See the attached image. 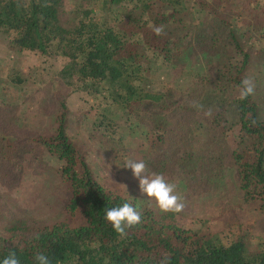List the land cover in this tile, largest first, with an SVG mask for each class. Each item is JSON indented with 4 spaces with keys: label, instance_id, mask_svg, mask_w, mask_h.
I'll use <instances>...</instances> for the list:
<instances>
[{
    "label": "trees",
    "instance_id": "16d2710c",
    "mask_svg": "<svg viewBox=\"0 0 264 264\" xmlns=\"http://www.w3.org/2000/svg\"><path fill=\"white\" fill-rule=\"evenodd\" d=\"M194 8L203 15L197 23ZM253 12L258 14L246 26L264 41V0H0V42L9 51L37 56L35 72L55 105L52 128L35 134L22 129L11 101L1 102L0 208L13 202L18 189L20 178L8 166L15 160L28 158L34 171L55 160L63 186L62 211L54 222L0 220V258L11 251L20 264H34L41 252L51 264H264V245L252 249L245 234L228 238L184 229L178 212L162 213L140 195L106 187L87 162V151L67 134V97L84 92L100 98L105 106L82 123L92 143L118 151L121 144L107 128L112 113H121L135 135L154 138V156L145 150L142 157L148 171L189 192L206 188L232 159L241 199L235 209L258 204L264 219V122L253 94L240 96L254 51L251 36H237L230 22L231 15ZM153 26H162V33L156 35ZM186 36L192 60L213 59L198 87L183 92L173 82L154 86L159 71L182 60ZM228 45L239 63L218 71L217 56ZM9 81L21 86L16 77L1 83ZM229 87L239 93L232 102L226 99ZM235 126L241 136L232 150L226 135ZM123 203L136 207L141 221L121 236L104 212Z\"/></svg>",
    "mask_w": 264,
    "mask_h": 264
},
{
    "label": "rangeland",
    "instance_id": "374dc122",
    "mask_svg": "<svg viewBox=\"0 0 264 264\" xmlns=\"http://www.w3.org/2000/svg\"><path fill=\"white\" fill-rule=\"evenodd\" d=\"M192 13H194V23H197V17H203L196 8L192 10ZM254 14L258 13L253 12L241 18L231 15L230 22L237 36H251L249 44L254 52L251 56L252 62L247 72V79L254 85L252 97L258 105L259 118L264 122V41L257 34L250 35L251 31L246 26L249 18ZM227 31L228 28L221 32V38L224 40L227 37ZM182 43L188 45L181 54L182 60L175 63L174 67L159 71L154 78V86L162 87L164 84L173 82L177 89L183 92L198 87L199 79L205 73V67L211 65L210 61L212 62L213 59H204L201 56L197 58V61L192 60L189 36H186ZM217 58H220L222 64H219L217 68L215 64V68L222 72L229 71L239 63V57L232 45L222 50ZM38 61L33 52L9 51L5 44L0 42V104L6 100L11 101L16 107V109L13 108V112H16V116L21 119L22 129L35 134L52 128L53 118L50 114L55 106L51 91L42 88L44 79L35 72ZM7 76L8 80L10 77L20 79L21 86L17 87L10 81L9 84H2L1 82ZM238 95L235 88L229 87L226 99L232 102ZM101 103L100 98L95 99L84 92H73L69 95L66 100L69 109L67 134L74 143L87 151V162L100 183L118 192L131 191L140 195L138 181L132 177L131 170L123 166L128 161L142 160L145 150L153 153L152 156H154L155 150L151 148V141L154 138L152 135L148 137L135 135L122 114L114 111L107 131L121 144L120 147L119 145L116 147L118 151L108 153L104 145L92 143L82 123L85 121L88 124L93 116L98 115V111L105 106ZM240 136L239 126H235L227 133L226 141L232 150L237 147ZM244 146L245 143L241 147L244 148ZM48 164L34 171L36 168L28 164V158L21 162L15 160L9 163V168H14V173L20 180L15 198H11L13 202L0 208V220L8 221L14 217H21L46 224L57 219V215L62 211L63 186L56 171L59 164L53 159H50ZM235 171L233 160L228 159L220 176H213L210 184H207L203 190L189 192L184 191L182 186L176 185V192L181 196L184 205L178 212L176 221L184 229L204 230L213 234L223 232L228 238L231 235L235 236L238 232L245 234L249 246L252 249H259L264 245V219L258 204L250 205L243 210L235 209L241 204ZM150 204L155 206L154 202ZM232 221H236L237 225L231 227Z\"/></svg>",
    "mask_w": 264,
    "mask_h": 264
},
{
    "label": "clouds",
    "instance_id": "9594fccd",
    "mask_svg": "<svg viewBox=\"0 0 264 264\" xmlns=\"http://www.w3.org/2000/svg\"><path fill=\"white\" fill-rule=\"evenodd\" d=\"M156 35L162 33V26H153ZM254 93V85L251 80L241 81L240 96L242 99ZM123 167L131 170L132 177L138 181V191L141 196L150 202H154L156 208L162 212H179L183 209L182 198L176 192V185L168 182L162 174L149 172L146 163L128 161ZM105 221L117 234L124 236L126 229H130L141 221V213L132 204L123 203L105 209ZM34 264H51L48 255L41 252L33 257ZM0 264H20L15 252L0 258Z\"/></svg>",
    "mask_w": 264,
    "mask_h": 264
}]
</instances>
